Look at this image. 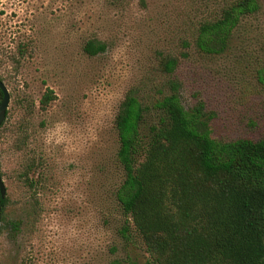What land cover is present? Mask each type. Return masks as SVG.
<instances>
[{
    "label": "rangeland",
    "instance_id": "rangeland-1",
    "mask_svg": "<svg viewBox=\"0 0 264 264\" xmlns=\"http://www.w3.org/2000/svg\"><path fill=\"white\" fill-rule=\"evenodd\" d=\"M234 1L0 0V78L11 96L0 174L7 221L20 222L18 232L1 222L0 264L147 263L141 238L121 234L115 119L131 89L164 84L165 57L179 60L183 104H205L216 139L264 140V0L226 53L196 47L200 25ZM91 41L105 51L88 55Z\"/></svg>",
    "mask_w": 264,
    "mask_h": 264
},
{
    "label": "trees",
    "instance_id": "trees-1",
    "mask_svg": "<svg viewBox=\"0 0 264 264\" xmlns=\"http://www.w3.org/2000/svg\"><path fill=\"white\" fill-rule=\"evenodd\" d=\"M261 11L259 0L228 4L200 25L197 49L223 55L244 22ZM84 50L96 56L105 47L91 41ZM160 66L164 84L148 94L131 89L115 119L122 236L128 240L133 231L141 238L146 264H264V140L216 139L205 104H183V83L174 77L179 60L168 56ZM3 99L0 89V104ZM53 100L47 92L42 108ZM25 179L35 187L28 173ZM9 208L0 192L2 229L18 232L20 222L7 221Z\"/></svg>",
    "mask_w": 264,
    "mask_h": 264
},
{
    "label": "water",
    "instance_id": "water-1",
    "mask_svg": "<svg viewBox=\"0 0 264 264\" xmlns=\"http://www.w3.org/2000/svg\"><path fill=\"white\" fill-rule=\"evenodd\" d=\"M0 89L4 94V99L0 104V127H1L4 124L7 117L11 96L6 84L1 80H0ZM0 192L3 196L5 195L6 192L5 184L3 182L1 175H0ZM0 225H1V212H0Z\"/></svg>",
    "mask_w": 264,
    "mask_h": 264
}]
</instances>
